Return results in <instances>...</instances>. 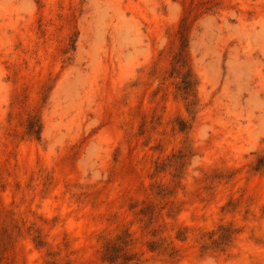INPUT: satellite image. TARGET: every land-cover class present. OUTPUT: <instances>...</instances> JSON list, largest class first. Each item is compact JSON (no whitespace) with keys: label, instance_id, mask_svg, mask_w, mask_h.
<instances>
[{"label":"rangeland","instance_id":"rangeland-1","mask_svg":"<svg viewBox=\"0 0 264 264\" xmlns=\"http://www.w3.org/2000/svg\"><path fill=\"white\" fill-rule=\"evenodd\" d=\"M0 264H264V0H0Z\"/></svg>","mask_w":264,"mask_h":264}]
</instances>
